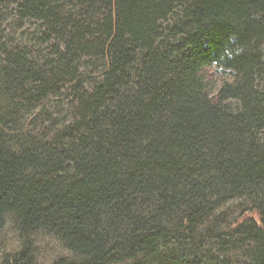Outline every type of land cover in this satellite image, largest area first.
<instances>
[{
    "label": "trees",
    "instance_id": "16d2710c",
    "mask_svg": "<svg viewBox=\"0 0 264 264\" xmlns=\"http://www.w3.org/2000/svg\"><path fill=\"white\" fill-rule=\"evenodd\" d=\"M65 82L69 117L32 135ZM7 223L21 248L0 264H35L37 233L72 256L51 264H264V0H0Z\"/></svg>",
    "mask_w": 264,
    "mask_h": 264
},
{
    "label": "rangeland",
    "instance_id": "374dc122",
    "mask_svg": "<svg viewBox=\"0 0 264 264\" xmlns=\"http://www.w3.org/2000/svg\"><path fill=\"white\" fill-rule=\"evenodd\" d=\"M18 35L19 33H17V36ZM205 72L207 81L213 86L217 87L228 80L227 73L220 69L212 67L206 69ZM61 88V97H51V95L47 96L42 100L41 104L37 106L38 108L34 112V117L29 119V121H32L33 119L36 121L30 126V128H28L32 132V135L40 137L43 133L45 125L41 117H44L45 115H51L53 119L58 121L69 117L71 112V86L65 82ZM245 206L246 202L244 200L227 202L215 212L212 218L207 221L202 231H204L207 227L212 228L213 225L215 227L219 225V227L213 228L214 231H221L227 223L238 216L240 211ZM28 242L32 247L35 264H51L55 260L72 257L71 254L64 250L57 241L42 233L31 235ZM202 245L204 246V252L209 254L217 253L220 248L219 244L212 240H204ZM20 248L21 240L17 231L11 224L7 223L0 232V263L4 259H8L12 255L16 254ZM230 249L235 255H240L242 253V248L238 243L232 244Z\"/></svg>",
    "mask_w": 264,
    "mask_h": 264
}]
</instances>
